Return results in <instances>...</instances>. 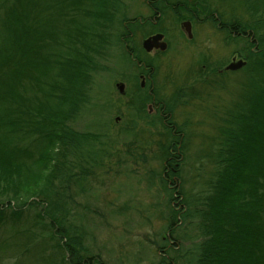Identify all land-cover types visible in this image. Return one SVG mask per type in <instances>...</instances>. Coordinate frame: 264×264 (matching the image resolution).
Returning <instances> with one entry per match:
<instances>
[{
	"label": "trees",
	"instance_id": "16d2710c",
	"mask_svg": "<svg viewBox=\"0 0 264 264\" xmlns=\"http://www.w3.org/2000/svg\"><path fill=\"white\" fill-rule=\"evenodd\" d=\"M123 3L0 0V231L14 227L15 236L27 229L30 238L34 227L17 226L32 211V226H43L56 253L72 264L98 261L74 221V187L90 175L84 149L98 137L75 124L90 104L97 60L116 47L150 73L131 60ZM230 25V40L243 43L244 68L259 80L226 112L212 176L193 201L172 206L168 233L177 239L176 225L196 227L195 248H168V240L159 264H264V0H245ZM152 101L139 93L134 105L146 112ZM157 103L170 117L171 106ZM172 123L162 181L171 200L180 201L184 128Z\"/></svg>",
	"mask_w": 264,
	"mask_h": 264
},
{
	"label": "rangeland",
	"instance_id": "374dc122",
	"mask_svg": "<svg viewBox=\"0 0 264 264\" xmlns=\"http://www.w3.org/2000/svg\"><path fill=\"white\" fill-rule=\"evenodd\" d=\"M208 1L225 21L245 8V0ZM131 4V16L148 13L141 0ZM205 20L202 12L193 28L194 37L189 39L178 18L169 12L158 26H141L134 38V47L139 48L156 29L164 28L169 35V48L148 58L155 65L152 85L157 101L171 106L168 120L184 128L180 201L171 200L172 192L162 181L171 129L160 116L158 105L148 102L146 112L134 105L137 94L149 93L150 81H144L140 70L116 47L97 60L90 104L75 124L78 130L98 136L84 149L90 175L74 187V221L84 232L88 254L100 260L92 264H159L168 240V248H195L196 227L176 225L177 239L168 233L172 206L180 210L182 200L193 201L212 176L214 148L225 126L226 112L251 83L259 80L245 66L218 72L219 66L238 60L243 43L232 42ZM118 83L125 85L123 93ZM33 213L26 211V221L17 226L19 230L34 227L30 238L27 229L15 236L14 227L6 233L0 231V264H72L56 253L43 226H32Z\"/></svg>",
	"mask_w": 264,
	"mask_h": 264
},
{
	"label": "flooded vegetation",
	"instance_id": "af4514ba",
	"mask_svg": "<svg viewBox=\"0 0 264 264\" xmlns=\"http://www.w3.org/2000/svg\"><path fill=\"white\" fill-rule=\"evenodd\" d=\"M215 0H213L214 3ZM129 2V3H128ZM132 0H124V11L129 16L130 19L124 22L126 25L127 31L130 32L131 40H130V47L133 48L134 51H129V54L131 56V60L134 63L139 64L140 66L145 67L147 70L150 71V73H144L142 72L140 74L141 78H144L145 80H151L152 77L151 74L155 72V68H151V65H154L153 60L148 58L149 54H152L153 52H163L160 49H153L152 51H147L143 47V42L146 38H148L151 35L161 33L164 35L163 41L167 42V49L169 48V35L166 29L159 28L156 29L152 34L148 35L146 38L143 39L142 45L139 48L134 47V38L136 35V32L141 26L146 24H152L154 27L158 26V24L163 20V18L168 14L169 12L172 13L174 16L178 18V21L180 22V28L182 32L187 34L189 38V33L186 29V24H188V27H190L192 32V38L194 37L193 28L195 25V22L200 20L201 14L203 12L205 21H208L210 24H213L214 27H216L218 30L225 32L227 37H230V33L232 30L230 21H225L222 19V14L215 8V6L211 7L210 1L208 0H141L143 2V6H145L148 13L146 15L142 13H135L131 16L130 10H133V5L131 4ZM199 22V21H198ZM233 33H235L233 31ZM240 34H243V32H240ZM189 38V39H192ZM136 51V53H134ZM136 55H138L140 58L137 59ZM237 59H244L241 54L237 55ZM232 60H235L232 59ZM231 60V61H232ZM229 61L228 64L231 62ZM225 64L221 66L220 69H218V72L222 71H228L226 69L227 65ZM144 83V82H142ZM141 83V84H142ZM143 87V86H142ZM149 94L153 95V101L152 103L154 105H158L160 109V116L163 117L164 122L168 126H173L172 122H169V115L165 112V106L162 104L157 103L156 97L154 95V86L149 89ZM156 106V107H158ZM171 116V114H170Z\"/></svg>",
	"mask_w": 264,
	"mask_h": 264
},
{
	"label": "water",
	"instance_id": "95a60500",
	"mask_svg": "<svg viewBox=\"0 0 264 264\" xmlns=\"http://www.w3.org/2000/svg\"><path fill=\"white\" fill-rule=\"evenodd\" d=\"M187 32L189 33V38H192V32L190 27H188V24H186ZM164 35L161 33H157L154 35L149 36L146 38L143 42V47L147 51H152L153 49H160L162 51H165L168 47L167 42L163 41ZM246 60L239 59V60H233L231 63H229L226 67L227 70H238L246 65ZM142 86H144V83H142ZM117 87L119 88L120 92H124L125 85L123 83H118Z\"/></svg>",
	"mask_w": 264,
	"mask_h": 264
}]
</instances>
